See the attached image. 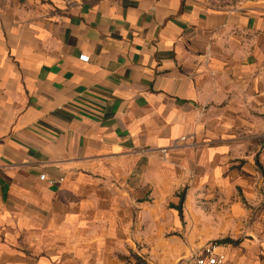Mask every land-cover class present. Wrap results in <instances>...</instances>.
Masks as SVG:
<instances>
[{
  "label": "crops",
  "instance_id": "0c3cea01",
  "mask_svg": "<svg viewBox=\"0 0 264 264\" xmlns=\"http://www.w3.org/2000/svg\"><path fill=\"white\" fill-rule=\"evenodd\" d=\"M262 142L264 0H0V264H264Z\"/></svg>",
  "mask_w": 264,
  "mask_h": 264
},
{
  "label": "built area",
  "instance_id": "2783aa9c",
  "mask_svg": "<svg viewBox=\"0 0 264 264\" xmlns=\"http://www.w3.org/2000/svg\"><path fill=\"white\" fill-rule=\"evenodd\" d=\"M85 58L87 59V57ZM44 177V175H41V178ZM191 264H227V255L221 248V245L207 244L204 247L203 253L196 256Z\"/></svg>",
  "mask_w": 264,
  "mask_h": 264
},
{
  "label": "rangeland",
  "instance_id": "374dc122",
  "mask_svg": "<svg viewBox=\"0 0 264 264\" xmlns=\"http://www.w3.org/2000/svg\"><path fill=\"white\" fill-rule=\"evenodd\" d=\"M264 143L262 142V145H261V147H260V153L262 154L263 152H264ZM259 155V154H258ZM218 240H220V238L219 239H214V238H210L209 240H208V242L206 243V245L207 244H218L217 243V241ZM232 246H233V244H231ZM236 245V244H235ZM132 257H134L132 254L131 255H129V258H130V260L132 261V264H147L146 263V261H144V259H142V258H132Z\"/></svg>",
  "mask_w": 264,
  "mask_h": 264
},
{
  "label": "trees",
  "instance_id": "16d2710c",
  "mask_svg": "<svg viewBox=\"0 0 264 264\" xmlns=\"http://www.w3.org/2000/svg\"><path fill=\"white\" fill-rule=\"evenodd\" d=\"M258 165H259V162H258ZM264 175V173H263ZM178 207V206H177ZM179 208V207H178ZM180 209V208H179ZM220 242H230V243H236V241L230 239V238H226V239H223V240H220Z\"/></svg>",
  "mask_w": 264,
  "mask_h": 264
}]
</instances>
